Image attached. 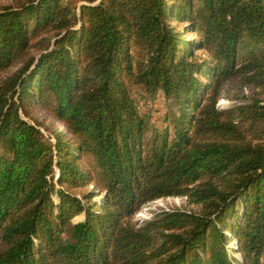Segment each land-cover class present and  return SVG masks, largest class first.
<instances>
[{
    "label": "trees",
    "instance_id": "1",
    "mask_svg": "<svg viewBox=\"0 0 264 264\" xmlns=\"http://www.w3.org/2000/svg\"><path fill=\"white\" fill-rule=\"evenodd\" d=\"M233 79L264 90V0L0 5V264H264V101L219 109ZM170 196L197 211L133 219Z\"/></svg>",
    "mask_w": 264,
    "mask_h": 264
},
{
    "label": "rangeland",
    "instance_id": "2",
    "mask_svg": "<svg viewBox=\"0 0 264 264\" xmlns=\"http://www.w3.org/2000/svg\"><path fill=\"white\" fill-rule=\"evenodd\" d=\"M69 2L72 13H78V6L82 3H87V0H65ZM12 0H0V5L10 4ZM173 24L179 27L182 31V24L174 21ZM186 38H195L192 33H186ZM199 59L206 58V53L202 50L196 51ZM132 94L135 98V103L138 110L147 121V134H152L155 130H160L163 127H167L170 132L172 130L173 121L172 118L176 115V107L171 99L166 98L161 91L156 92L154 95L141 91L140 89H134ZM264 101V90L254 87L252 85H242L238 79L226 80L222 82L220 94L216 106L219 109L233 108L237 105H244L255 102ZM35 115L38 122H41L40 128L44 131L45 137L53 141V129L63 133L65 131L62 123H59L53 119L46 111L35 108ZM90 188V187H89ZM96 196L94 199H98ZM157 200V199H155ZM185 209L197 211V206L193 204H187L185 197L183 196H170L159 198L157 201H150L141 206V208L134 214L133 219L138 223L142 220L147 221L153 218L154 214L164 209ZM82 216H77L73 220L78 221ZM138 218L141 220H138ZM233 245V243H231ZM237 260H239V253L234 254Z\"/></svg>",
    "mask_w": 264,
    "mask_h": 264
},
{
    "label": "built area",
    "instance_id": "3",
    "mask_svg": "<svg viewBox=\"0 0 264 264\" xmlns=\"http://www.w3.org/2000/svg\"><path fill=\"white\" fill-rule=\"evenodd\" d=\"M41 129V128H40ZM41 131L44 133V131L41 129ZM157 200H159V199H157ZM157 200H154V201H157ZM164 210H172V209H170V208H167V209H164ZM138 220H141V218L139 219L138 218ZM144 220H142L141 222H143Z\"/></svg>",
    "mask_w": 264,
    "mask_h": 264
}]
</instances>
